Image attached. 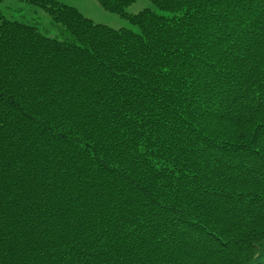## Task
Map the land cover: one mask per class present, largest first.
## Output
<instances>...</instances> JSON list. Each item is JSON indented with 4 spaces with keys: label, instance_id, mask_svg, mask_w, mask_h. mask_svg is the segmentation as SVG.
Returning <instances> with one entry per match:
<instances>
[{
    "label": "trees",
    "instance_id": "obj_1",
    "mask_svg": "<svg viewBox=\"0 0 264 264\" xmlns=\"http://www.w3.org/2000/svg\"><path fill=\"white\" fill-rule=\"evenodd\" d=\"M0 19V264H264V0H58Z\"/></svg>",
    "mask_w": 264,
    "mask_h": 264
},
{
    "label": "rangeland",
    "instance_id": "obj_2",
    "mask_svg": "<svg viewBox=\"0 0 264 264\" xmlns=\"http://www.w3.org/2000/svg\"><path fill=\"white\" fill-rule=\"evenodd\" d=\"M78 9L84 16L95 23H101L113 28L125 27L137 32V27L115 13L103 9L96 0H58ZM144 8H151L160 14H169L156 8L150 0H135L128 8V13H137ZM19 20L35 25L40 32L61 39L63 37L62 26L54 23L52 18L43 9L22 0H0V19Z\"/></svg>",
    "mask_w": 264,
    "mask_h": 264
}]
</instances>
